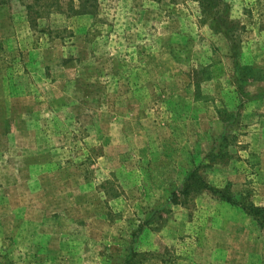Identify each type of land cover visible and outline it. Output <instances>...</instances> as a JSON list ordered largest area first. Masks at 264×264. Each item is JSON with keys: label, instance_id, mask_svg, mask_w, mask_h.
<instances>
[{"label": "rangeland", "instance_id": "374dc122", "mask_svg": "<svg viewBox=\"0 0 264 264\" xmlns=\"http://www.w3.org/2000/svg\"><path fill=\"white\" fill-rule=\"evenodd\" d=\"M55 1L0 0V264H264V0Z\"/></svg>", "mask_w": 264, "mask_h": 264}, {"label": "trees", "instance_id": "16d2710c", "mask_svg": "<svg viewBox=\"0 0 264 264\" xmlns=\"http://www.w3.org/2000/svg\"><path fill=\"white\" fill-rule=\"evenodd\" d=\"M59 0H56L55 2L57 3ZM90 2V0H80V6L82 7V11H76V13L77 12H85V10H86V8H87V6H89L90 4H92V2L91 3H89ZM71 5V2L70 1H68V3L66 4V6L69 8V9H71L72 7L70 6ZM75 13V12H74ZM210 189V188H209ZM210 192H212V194L213 193H215V192H217V197L221 200H225L226 202H230L229 201V199H226V197L224 196V193L223 192H221V191H218V190H215V189H210L209 190ZM232 204V203H231Z\"/></svg>", "mask_w": 264, "mask_h": 264}]
</instances>
